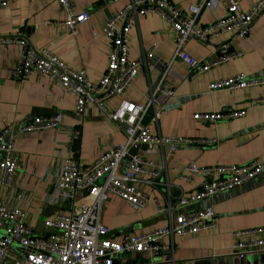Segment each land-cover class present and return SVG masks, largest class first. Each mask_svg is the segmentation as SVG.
Here are the masks:
<instances>
[{
    "label": "crops",
    "instance_id": "crops-1",
    "mask_svg": "<svg viewBox=\"0 0 264 264\" xmlns=\"http://www.w3.org/2000/svg\"><path fill=\"white\" fill-rule=\"evenodd\" d=\"M178 11L185 12L189 5H199L202 0H165ZM258 0H238L247 10ZM76 13L88 12L87 22L77 29L76 36L60 27L63 14L54 0H15L7 7L0 6V38H24L33 48H41L57 57L71 70H83L93 82L105 71L108 59V42L101 34L106 20L121 10L128 0H120L101 9L103 0H71ZM211 8H203L195 29L212 24L225 13L223 0H210ZM155 46L154 57L158 62H167L173 53V32L168 24L156 14H147L138 19L129 32L128 59L134 61L142 53ZM185 51L199 62L210 63L223 60L207 72L189 79L186 68L174 62L172 71L162 86L173 91L170 100H157L155 110L159 113L158 132L166 138L214 139L217 144L209 146H181L174 152L168 147L147 153L144 148L136 152L146 160L163 161L169 183V198L174 201L180 188L185 197L195 195L202 184L219 179V173L183 174V168L195 165L200 169L214 166L228 168L248 162L264 166V84L251 88L208 90L211 82L243 74L250 79L264 80V11L251 25L246 38H235L229 34L213 38L209 43L189 39ZM232 50L222 57L221 50ZM239 54V56H238ZM227 56L231 59L224 60ZM20 58L16 44L0 45V130L5 126H23L34 117L60 114V130L27 132L16 136L15 150L18 168L15 179L8 189H0V201L6 206L27 212L34 230L43 232L42 222L52 218L65 208V204L54 197V184L63 158L70 152L71 132L79 130L81 138L75 157L84 165L92 163L98 155L124 142L121 128L112 123L97 108H85L84 116L75 115V97L64 92L47 77L32 72L27 79L13 78L12 70ZM162 68L151 64L126 89L123 98L132 102L144 101L148 84L155 85ZM119 97L107 100L108 111L116 108ZM244 110L245 115L216 123H201L193 120V114L218 113ZM153 109L150 108L145 123L150 124ZM73 149V147H72ZM181 174L186 177L181 178ZM147 203L142 210H133L119 197L110 195L102 212L101 220L108 229V238L113 241L123 236H134L140 232H151L167 224L166 214H157L151 200L160 204L166 201L163 189L150 190ZM211 207L214 226L187 236L174 235V248L168 255L138 254V264H196L205 259L227 258L234 242L264 241V233H253L264 228V174L251 182L218 193L211 198L179 209L189 214ZM165 243L169 238L164 239ZM258 259L252 264H264V244L257 247ZM163 253V252H160ZM136 255L117 258L121 264H132ZM255 258V260H254Z\"/></svg>",
    "mask_w": 264,
    "mask_h": 264
},
{
    "label": "built area",
    "instance_id": "built-area-1",
    "mask_svg": "<svg viewBox=\"0 0 264 264\" xmlns=\"http://www.w3.org/2000/svg\"><path fill=\"white\" fill-rule=\"evenodd\" d=\"M15 0H0L1 7H7ZM63 14L60 27L68 34L76 36L78 27L87 22L90 14L76 13L71 0H54ZM120 0H103L101 9ZM225 13L216 22L196 30L200 11L211 8L210 0H202L199 5H189L185 12L178 11L165 0H128L124 7L112 14L101 30L108 42V59L105 71L97 82L89 79L83 70L68 68L57 57L41 48H33L26 39L14 37L0 38V45L16 44L20 48V58L12 70L13 78L25 80L32 72H37L57 83L60 88L75 97V115L82 119L89 105L97 108L112 123L117 124L124 135V142L97 156L90 164H82L72 149L81 138L79 130L71 132L70 152L63 158L59 174L54 184V198L65 204V208L52 218L42 222L43 232L34 230L26 211L6 206L0 201V264H121L116 260L122 255L154 254L171 251L174 248L173 236H187L210 229L214 226V213L211 207L189 214L178 210L196 202L234 188L243 186L261 174L264 166L248 162L239 166L221 168L214 166L200 169L195 165L186 166L184 172L191 175L219 173V179H211L202 184L198 192L189 197L178 189L176 198H169V183L163 161L155 162L142 158L135 146H144L147 153H155L168 147L174 152L183 146H209L217 144L214 139L166 138L158 132L159 113L154 109L157 100H170L173 91L163 87L162 82L171 73L174 62L183 64L189 79L207 72L223 60L210 63L197 61L185 51L189 39L209 43L213 38L229 34L235 38H246L251 25L264 11V0H258L247 10L241 9L238 0H223ZM156 14L163 19L173 32V53L169 61L158 62L154 57L155 46L142 53L139 59H128L129 32L140 17ZM239 56V54H238ZM231 59L227 56L224 60ZM154 64L162 68L155 85L148 84L144 101L132 102L123 98L126 89L132 84L141 68L147 72ZM264 84V80L250 79L243 74L225 78L208 84V90L245 89ZM119 97L116 108L108 111L107 100ZM153 109L150 124L145 123L149 109ZM245 115L244 110L218 113L193 114V120L201 123H216L232 120ZM60 114L34 117L23 126H5L0 130V189L11 187L18 168L15 150L16 136L27 132L60 130ZM135 151V153H132ZM181 178H185L181 174ZM142 188L163 189L166 201L160 204L153 199L157 214H166V226L151 232H140L134 236H123L118 241L108 238V229L101 220V212L110 195L123 200L131 209L142 210L147 196ZM253 233L262 234L264 228ZM169 238L165 243L164 239ZM264 241L234 242L230 258L245 260L258 259L257 247ZM14 245L24 254L16 253ZM171 264L176 263L173 260Z\"/></svg>",
    "mask_w": 264,
    "mask_h": 264
},
{
    "label": "water",
    "instance_id": "water-1",
    "mask_svg": "<svg viewBox=\"0 0 264 264\" xmlns=\"http://www.w3.org/2000/svg\"><path fill=\"white\" fill-rule=\"evenodd\" d=\"M232 50H221L219 53H218V56L219 57H222L228 53H231ZM141 148H144V146H140ZM138 146H135V149H138L140 148ZM169 252H163V253H158L157 255H168ZM135 258L133 259V262L132 264H138V254H135ZM262 260H264V257H261ZM255 260V258H254ZM143 264H146V261L143 262ZM196 264H252L251 263V258H247L245 260H237L236 258H230V257H227V258H220V259H214V260H211V259H205V260H200L198 262H196Z\"/></svg>",
    "mask_w": 264,
    "mask_h": 264
},
{
    "label": "rangeland",
    "instance_id": "rangeland-1",
    "mask_svg": "<svg viewBox=\"0 0 264 264\" xmlns=\"http://www.w3.org/2000/svg\"><path fill=\"white\" fill-rule=\"evenodd\" d=\"M146 94H147V91H146ZM90 106V105H89ZM132 153H135V151H132ZM144 192V191H143ZM144 194L147 196L148 195V193H145L144 192ZM151 203H152V206H153V199L151 200ZM106 204V203H105ZM105 204H104V206H105ZM104 206H103V208H104ZM129 207V206H128ZM130 208V207H129ZM103 210V209H102ZM37 231V230H36ZM14 248H15V250H16V253H18V254H20V255H22V254H24V252L22 251V250H20V249H18V247L16 246V245H14ZM167 252H170V251H167Z\"/></svg>",
    "mask_w": 264,
    "mask_h": 264
},
{
    "label": "trees",
    "instance_id": "trees-1",
    "mask_svg": "<svg viewBox=\"0 0 264 264\" xmlns=\"http://www.w3.org/2000/svg\"><path fill=\"white\" fill-rule=\"evenodd\" d=\"M77 148H78V144H75L74 147H73V150L77 151Z\"/></svg>",
    "mask_w": 264,
    "mask_h": 264
}]
</instances>
